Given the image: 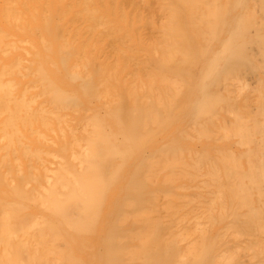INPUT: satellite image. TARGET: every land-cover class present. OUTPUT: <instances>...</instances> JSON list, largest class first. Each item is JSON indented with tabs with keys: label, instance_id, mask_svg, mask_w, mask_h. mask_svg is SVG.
<instances>
[{
	"label": "bare ground",
	"instance_id": "6f19581e",
	"mask_svg": "<svg viewBox=\"0 0 264 264\" xmlns=\"http://www.w3.org/2000/svg\"><path fill=\"white\" fill-rule=\"evenodd\" d=\"M0 264H264V0H0Z\"/></svg>",
	"mask_w": 264,
	"mask_h": 264
}]
</instances>
